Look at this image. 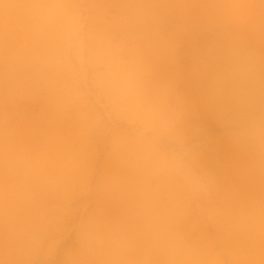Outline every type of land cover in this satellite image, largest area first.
<instances>
[{
	"label": "rangeland",
	"instance_id": "obj_1",
	"mask_svg": "<svg viewBox=\"0 0 264 264\" xmlns=\"http://www.w3.org/2000/svg\"><path fill=\"white\" fill-rule=\"evenodd\" d=\"M0 264H264V0H0Z\"/></svg>",
	"mask_w": 264,
	"mask_h": 264
}]
</instances>
